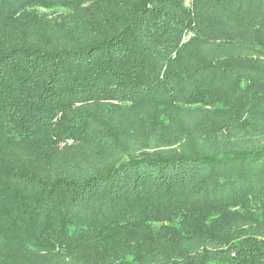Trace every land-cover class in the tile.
Listing matches in <instances>:
<instances>
[{"label": "trees", "instance_id": "trees-1", "mask_svg": "<svg viewBox=\"0 0 264 264\" xmlns=\"http://www.w3.org/2000/svg\"><path fill=\"white\" fill-rule=\"evenodd\" d=\"M0 264H264V0H0Z\"/></svg>", "mask_w": 264, "mask_h": 264}]
</instances>
